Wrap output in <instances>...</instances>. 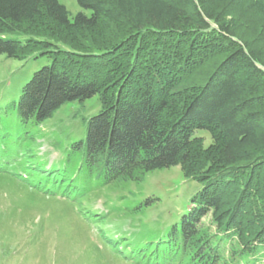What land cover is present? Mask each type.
Masks as SVG:
<instances>
[{"label":"trees","instance_id":"16d2710c","mask_svg":"<svg viewBox=\"0 0 264 264\" xmlns=\"http://www.w3.org/2000/svg\"><path fill=\"white\" fill-rule=\"evenodd\" d=\"M76 2L90 14L0 0V56L44 62L0 108V174L80 204L180 167L199 189L178 220L102 240L133 264H264V0ZM68 104L83 135L58 128L45 140L57 158L32 152L34 129Z\"/></svg>","mask_w":264,"mask_h":264},{"label":"rangeland","instance_id":"374dc122","mask_svg":"<svg viewBox=\"0 0 264 264\" xmlns=\"http://www.w3.org/2000/svg\"><path fill=\"white\" fill-rule=\"evenodd\" d=\"M58 1L71 16L78 12L90 14L76 0ZM43 63L42 59L24 62L0 56V108L18 98L33 69ZM93 101H86L87 114L99 110L96 103L89 106ZM75 107L63 106L52 119L34 129L37 140L31 145L32 152H49V160L57 158L59 153L52 151L45 140L58 128L71 136L83 135V129L71 118ZM200 136L206 146L209 136ZM197 189L199 185L186 180L180 167H171L151 172L139 183H118L95 190L76 204L36 194L19 183L14 174L1 173L0 264H133L101 237L107 240L119 232H130L138 222H148L158 215L169 225L185 211L190 195ZM148 197L154 200L135 216L124 210ZM77 211L89 214L91 222L98 218V224H90Z\"/></svg>","mask_w":264,"mask_h":264}]
</instances>
